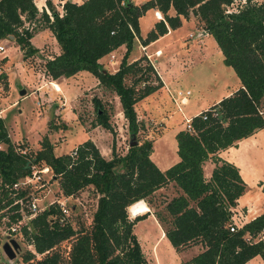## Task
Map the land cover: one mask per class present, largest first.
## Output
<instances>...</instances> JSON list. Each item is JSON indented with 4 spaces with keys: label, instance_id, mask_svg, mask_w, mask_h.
Masks as SVG:
<instances>
[{
    "label": "trees",
    "instance_id": "1",
    "mask_svg": "<svg viewBox=\"0 0 264 264\" xmlns=\"http://www.w3.org/2000/svg\"><path fill=\"white\" fill-rule=\"evenodd\" d=\"M63 13L50 7L51 16L41 13L52 32L59 53L45 62V74L57 79L88 71L108 91L114 93L127 120L130 136L140 132L135 105L162 87L153 62L144 54L128 61L136 38L148 44L169 29L193 20L195 26L214 38L223 63L233 68L240 86L206 111L191 118V130L175 136L179 161L162 172L150 156L153 142L145 140L119 155L112 146V157L104 159L90 140L78 145L75 156H56L45 138L34 157L15 153L0 119V219L11 222L21 218L20 206L3 187L31 175L32 166L48 167L58 179L63 196H75L91 188L97 196L96 209L87 229L75 230L71 223L61 224V210L49 206L30 221L32 231L22 234L32 241L38 256L27 253L28 264H148L134 234L135 225L148 213L129 218L130 207L148 204L154 195L170 185L175 195L154 213L165 238L176 253L200 245L203 251L183 264H246L259 256L264 262V213L234 232L232 210L246 192L238 168L218 157L219 152L236 147L255 132L264 129V2L256 0H66ZM161 12L146 37H140L139 18L148 10ZM174 11V14H171ZM38 9L33 0H0V39L14 37L26 55L36 48L30 43L32 31L25 21H35ZM124 45L126 51L115 72L106 71L99 60ZM5 77V76H4ZM100 125L113 133L110 116L103 102L92 98ZM214 109L216 115L211 113ZM205 112L206 119L202 118ZM211 160L214 169L209 181L203 165ZM42 166V167H41ZM25 192L17 198L26 200ZM148 207V208H149ZM150 209V208H149ZM5 211V212H4ZM129 213V214H128ZM70 241L65 257L60 245Z\"/></svg>",
    "mask_w": 264,
    "mask_h": 264
},
{
    "label": "rangeland",
    "instance_id": "2",
    "mask_svg": "<svg viewBox=\"0 0 264 264\" xmlns=\"http://www.w3.org/2000/svg\"><path fill=\"white\" fill-rule=\"evenodd\" d=\"M135 1L144 2L145 0ZM57 5L60 7V4ZM150 17L147 15L143 19V28L148 26V18L150 19ZM27 25L30 27L33 36L36 34L33 40L30 39V43L36 48V51L26 55L15 40L14 42L10 40L5 42L7 57L2 61L6 77L5 87L0 95V119L5 125L11 143L14 146L20 144L28 149L27 156L31 158L41 149V143L45 138H48L52 144L54 154L59 155L64 150L76 146V143L90 137L100 145L99 152L102 156L108 154V158H111L112 146L115 147L117 154H126L131 139L130 130L115 94L110 91L104 93L96 84L95 77L89 75L81 76V78L80 76L74 77L75 80L74 78L63 80V77H60L55 81H48L50 77L45 74L44 65L50 57L56 55L58 44L42 16L33 21L31 25ZM195 27L194 29L191 23L182 24L173 34L161 42L160 45L165 49L163 55L159 57L162 61L160 68L166 78L171 74L177 61L180 63L183 58L186 60L184 51L180 49V42L177 43V40L185 39L197 45V38L201 39V28ZM209 38L216 45L213 37L209 36ZM205 45L208 46V44ZM210 49V46L204 48L206 54H209L208 57L202 58L201 61L196 60L191 64L186 60V65L180 66L183 68L176 71V76L179 75L180 79L176 88H181L183 92L188 88L192 92L191 95H188L190 103L183 107L186 115H190L195 110L203 108L206 103L223 96L238 83V77L233 68L224 65L222 55L212 54ZM114 56L120 58L121 55L112 54V57ZM62 83L69 84L68 99L61 93ZM19 85L26 89V95H19ZM73 85H75L74 90L72 89ZM171 86L170 89H172ZM93 96L103 100V105L109 112L113 135L101 126L94 125L96 111L91 102ZM147 106L154 107L155 99L148 98L147 102L140 101L137 104V114L142 123L137 141L139 143L145 140L153 141L160 135L158 140L154 142L151 160L155 164L163 165L161 158L165 154L177 158L176 133H174L173 126L160 133L164 128V121L167 120L160 116L157 117V114L148 110ZM1 146L3 150L6 148L4 144ZM56 147H61L62 150L59 148L56 150ZM255 158L257 165L264 169V154ZM36 169H39V166H36ZM45 179L46 187L34 194L37 200L38 214L46 210L52 203L63 202L68 210V222L72 224L75 230L87 229L97 205V196L92 189L86 188L75 196L66 197L63 196L58 179L53 178L52 172L45 175ZM174 195L175 191L172 187L158 191L152 198V207L144 203L145 210L135 208L131 211L132 206L129 209L131 212V214L128 213L129 218L134 220L135 217L133 218V216L149 211L152 214L161 212L165 203ZM7 226L8 224L0 219V264H28L24 261V257L28 252L31 253L29 250L32 248L28 247L26 236L21 238L16 235L14 238L20 246V251L16 252L14 259H8L3 253L1 247L3 243L7 242L3 233ZM29 228L32 231L30 225ZM161 229L163 231L162 227ZM134 234L142 244V252L148 264H181L187 262V259L192 256V250L185 251L184 255L176 253L167 240H162L160 229L151 219L139 221L135 226ZM70 245V241L60 245V250L65 257Z\"/></svg>",
    "mask_w": 264,
    "mask_h": 264
},
{
    "label": "crops",
    "instance_id": "3",
    "mask_svg": "<svg viewBox=\"0 0 264 264\" xmlns=\"http://www.w3.org/2000/svg\"><path fill=\"white\" fill-rule=\"evenodd\" d=\"M33 1L36 5L38 11H39L38 16H37V19H39V18H41V13L43 12V10H45L46 13L49 14V16H51V12H50L51 6L54 7L59 13H61V10H62L61 6L63 5V3L66 0L65 1H61V0H33ZM69 1L75 2V3H81L83 0H69ZM131 1L134 2L135 4L142 3V2H136L135 0H131ZM256 1L257 2H264V0H256ZM57 4H60V7ZM171 14H174V11H171ZM147 15H148V17H149V15L151 17H150V19L148 18V20H149V22L147 24L148 26L146 28H143L142 21L144 18L147 17ZM160 19H162V14L160 11H158L156 9H150L143 16H141L139 18L140 37L142 39H144L146 37L147 33L154 27L155 23L158 22ZM32 23H33V21L32 22H29V21L24 22L26 28L28 27L27 24L31 25ZM186 23H191V24H193L194 29L196 28L193 20H188V21L183 20L182 24H186ZM28 28L30 30V27H28ZM176 29H178V28L169 29L166 34L158 37L156 40H154L148 44H143L141 42V39L136 38L135 43H134V48L128 56V61H133V60H135V59H137L140 56L145 54L153 62L155 69H156V72H157V75L160 77V79L162 81V84H163L162 87H160L159 89H157L155 92L151 93L150 95L146 96L142 100H140V101H146L147 102L148 98H154L155 99V106L154 107L153 106H147V108H148V110H151V112H155L157 114L156 115L157 117L160 116L161 118L167 120V121H164V123H163L164 128H163V130L160 131V133H163L166 130V128L173 126L174 127V133L177 134L178 131L186 128L185 127V125H186L185 119L186 118H191L195 115H198L200 112L210 108L212 105L216 104L220 99H222L225 96L230 95L233 91H235L240 86V81L238 79V83L234 86V88H232L228 92H226V94H224L223 96H219L218 98L212 100L210 103H206L203 108L195 110L190 115H186L183 107L190 103V99L187 98V101L184 104H182V103H180L179 98L176 96L175 91H181L182 90L181 88H176L177 83L180 80L179 75L176 76V71H179L183 68L180 66L186 65V60L191 64L196 60L201 61L202 58H205L206 56L208 57L209 54H206V50H204V48L206 49V48H208V46L211 47V49L209 51H212V54H216L217 56H219V55H222V52L219 49L216 41L214 40L216 43V45H215L210 40L209 34L201 35V39L197 38V42H196L197 45L192 43V42L186 41L185 39H181L180 41L177 40V43L180 42L179 43V45L181 46L180 49H181V51H184V57H186V60H185V58H183L182 62L179 63V61H177V63H176L177 65L175 64V67L172 68L171 74L169 75L168 78H166L164 76V73L161 71L160 65H161L162 61L159 59V57H161L163 55V50L165 48H163V46H161L160 44L165 38H167L171 34H173V32ZM45 31H47V30H45ZM35 35L32 37V40L34 39V37H36ZM44 35H45V33H44ZM10 39L13 40L12 42H14V37L12 35H10ZM205 44H208V46L206 47ZM125 51H126V47L124 45H122L119 48H117L116 50H114L113 52L102 57L99 60V62L102 64L103 68L106 71H108L110 73L115 72L119 67V63H120ZM58 53H59V48H58L56 55ZM112 54L113 55H121L120 56L121 59L118 58L119 56L117 58L115 56L112 57ZM51 58H53V57H50L49 59H51ZM171 60H173V59H171ZM222 62H223V55H222ZM103 63H105V65H103ZM85 74H87V75H85ZM88 75L93 77V78L95 77L94 75H92L88 71H80L71 77H63V80H65L66 78H74V77H78V76H80V78H81V76L85 77ZM5 77H6V75H5ZM57 79H59V78H57ZM95 79H96V84L99 86V88L101 90H103L104 93L106 91H108L106 88H104L99 83V80L96 77H95ZM55 80L56 79L50 78V80H48V81H55ZM74 80H75V78H74ZM91 80H93V79L91 78ZM66 82H68V81H66ZM67 84L62 83V89H61V91H62L61 93L64 94L66 99H68V97H69V95L67 94V91H69V89H70L69 84L68 85ZM170 85H172L171 86L172 89L169 88ZM78 88H79V85H78ZM23 89H25V88H23ZM72 89L73 90L75 89V85H73ZM19 90H20V88H19ZM186 90H189V89L186 88ZM36 93L38 94L37 89H36ZM191 93H190V95H191ZM55 94L59 95L58 93H55ZM97 98H99L103 102V100L100 97H97ZM173 98H175L176 100L174 101ZM118 101H119V99H118ZM140 101H138L135 105L136 112H138L137 111V104ZM91 102H92V99H91ZM92 105H93V103H92ZM137 116H138V114H137ZM138 119H139V117H138ZM139 121L141 122L140 119H139ZM96 126H100V125H96ZM103 129H105V128H103ZM106 131L109 132L108 130H106ZM159 136L160 135H158L152 141L153 146H154V142L156 140H158ZM88 140L93 142V144L95 145V147L98 150L100 149V145L95 140L88 137L87 139L83 140L82 142L76 143V146H72V148H69L68 150L66 149L63 151L62 154H59L56 156H60V155H64V154H70L71 152H73V150L78 145H80L83 142H86ZM61 147H56L55 149L57 150L59 148L60 150H62L63 147L62 148ZM176 152H177V145H176ZM152 154H153V147H152L151 156H152ZM263 154H264V129H261V130L255 132V134L252 135L251 137H249L247 139H243L242 141L238 142L236 147H231L227 150L219 152V154H218V157L220 159H222L223 161H226L228 163H231L238 168L239 174L247 186L246 192L238 199L237 206L232 210L233 220L236 221L240 227L242 225L248 223L249 221L253 220L257 216L261 215L262 213H264V169L261 166L259 167L257 165V163L255 162V159H256L255 157H261ZM101 156H102V154H101ZM151 156H150V158H151ZM102 157L103 158L105 157L104 159H106V160L111 159V158H108V154H105V156H102ZM161 159H162L163 165L155 164L154 162L153 163L162 172L168 170L170 167H172L173 165H175L179 161L178 155H177V158H175V156L170 157L169 154H165L164 156H162ZM213 169H214V164L212 163L211 160L204 163L203 175H204V178L206 181L210 180ZM169 187H172V185H170ZM96 204H97V202H96ZM147 213H148V215H147L145 220L151 219L156 224L158 229H160V231L162 233V240H167L165 238L164 232L162 231L160 225L158 224L154 215L150 211L144 212L138 216H143L144 214H147ZM134 217H137V216H133V218ZM134 229H135V227H134ZM138 241H139V239H138ZM140 246H142L141 243H140ZM141 249H142V247H141ZM188 250H192L193 253H192V256L187 259V262L189 260H191L193 257L200 254L203 251V248L200 245H194V246H191L189 248H186L185 250H183L182 252H180L178 254L184 255V252L188 251ZM184 260H185V257H184ZM183 263H185V262H183ZM183 263H181V264H183ZM246 264H264V262L262 261V259L259 256H257L255 258H253L252 260L248 261Z\"/></svg>",
    "mask_w": 264,
    "mask_h": 264
},
{
    "label": "built area",
    "instance_id": "4",
    "mask_svg": "<svg viewBox=\"0 0 264 264\" xmlns=\"http://www.w3.org/2000/svg\"><path fill=\"white\" fill-rule=\"evenodd\" d=\"M62 8V6H61ZM63 13V9L61 10L60 15ZM52 19V16H50ZM28 28V27H27ZM10 35L6 38L0 39V95L4 90L5 87V69L2 67V61L4 58L7 57V46L5 42L10 41ZM190 91L186 90L185 92L177 91L176 96L179 98L180 103L184 104L187 101L188 95H190ZM175 101L176 99L173 98ZM209 109V108H208ZM207 110V109H206ZM205 110V111H206ZM211 113L213 115H216V112L214 109H211ZM202 118L206 119L205 112L202 113ZM185 127L189 130H191V118L185 119ZM0 150H3L2 146L0 145ZM14 151L16 154L20 156H27L29 153V150L23 147L22 145L18 144L17 146H14ZM75 152H72V155L75 156ZM50 171L48 167H42L39 169H36V166H32V172L31 175L22 178L18 180L14 184H7L3 188L9 192V196H11L14 199L13 205H19V213L21 214V218L17 222H11L10 217L8 215L2 217V221H5L8 226L6 227V230L4 231V236L6 239H14L17 236H20L21 238H24L25 236L22 234V228L27 227V230L31 232L29 225L30 221L34 219L38 214V207L36 205V199L34 194H36L39 191H42L46 187V179L45 175H47ZM19 192H25L26 200L23 198H17ZM57 205L59 209L61 210L62 216L60 218L61 224H67L68 223V210L63 202H56L52 203L51 205ZM50 205V206H51ZM28 209V212H27ZM45 211V210H43ZM42 211V212H43ZM41 212V213H42ZM240 226L235 221L232 226H230V232H234L235 229H238ZM260 240L264 243V233L260 235ZM28 247L32 248V250H29L31 253L36 254L32 241L28 243ZM37 255V254H36Z\"/></svg>",
    "mask_w": 264,
    "mask_h": 264
},
{
    "label": "water",
    "instance_id": "5",
    "mask_svg": "<svg viewBox=\"0 0 264 264\" xmlns=\"http://www.w3.org/2000/svg\"><path fill=\"white\" fill-rule=\"evenodd\" d=\"M61 1H65V0H61ZM201 35H206V32H202ZM19 94L21 96H24L26 94V90L21 88L20 85H19ZM137 141H136V137L135 136H131V139H130V143H129V147H134L137 145ZM2 251L3 253L7 256L8 259H14L15 256H16V252H19L20 251V246L19 244L16 242V240L14 239H7V242H5L3 245H2Z\"/></svg>",
    "mask_w": 264,
    "mask_h": 264
},
{
    "label": "bare ground",
    "instance_id": "6",
    "mask_svg": "<svg viewBox=\"0 0 264 264\" xmlns=\"http://www.w3.org/2000/svg\"><path fill=\"white\" fill-rule=\"evenodd\" d=\"M135 208H140L142 210H145V207H144V204H137V205H134L132 208H131V211H133ZM130 212V210H129ZM131 214V212H130ZM132 216V215H131Z\"/></svg>",
    "mask_w": 264,
    "mask_h": 264
}]
</instances>
